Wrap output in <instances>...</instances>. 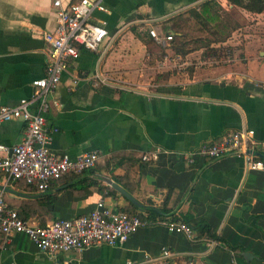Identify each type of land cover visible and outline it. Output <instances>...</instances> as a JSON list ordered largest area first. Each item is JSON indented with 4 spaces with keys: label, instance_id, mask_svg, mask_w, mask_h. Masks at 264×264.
Instances as JSON below:
<instances>
[{
    "label": "crops",
    "instance_id": "1",
    "mask_svg": "<svg viewBox=\"0 0 264 264\" xmlns=\"http://www.w3.org/2000/svg\"><path fill=\"white\" fill-rule=\"evenodd\" d=\"M101 1L105 10H93L91 17L105 24L102 50L81 48L68 59L52 94L59 105L51 104L46 113L47 123L56 128L51 151L76 157L96 150V164L64 175L44 190L1 176L0 184L39 194L4 191L9 207L38 224L85 214L100 199L149 222L120 246L98 245L55 256L40 252L22 233L0 234V264H264V171L246 170L237 154L197 157L194 163L184 159L203 142L249 129L251 151L264 163V11L245 12L255 26L244 33L240 53L226 63L194 69L191 75L168 74L165 51L160 62L168 76L147 87L140 78L152 60L157 62L159 51L148 29L176 34L172 17L200 11L209 0ZM212 1L227 11L237 8L229 0ZM219 8L211 7L210 13L218 16ZM54 18L50 0H0V105L29 97L32 80L44 76L42 33L55 26ZM24 128L19 119L0 122V144L20 142ZM43 195L52 203L47 197L42 203ZM169 217L187 222L192 238L158 222Z\"/></svg>",
    "mask_w": 264,
    "mask_h": 264
},
{
    "label": "built area",
    "instance_id": "2",
    "mask_svg": "<svg viewBox=\"0 0 264 264\" xmlns=\"http://www.w3.org/2000/svg\"><path fill=\"white\" fill-rule=\"evenodd\" d=\"M50 3L54 8L55 26L42 33L46 59L44 76L32 80L33 90L29 97L19 99L14 105H0V122L19 119L25 124L20 142L11 147L0 144V151L6 153L0 155V176L6 182L22 181L37 190L46 189L64 175H77L92 168L99 158L96 150L76 157L52 152L49 144L56 128L47 123L46 113L51 104L59 105L52 99V94L68 66V59L77 57L81 48L93 52L102 50L107 30L104 22L92 20L91 14L93 10L104 11L105 6L101 0H50ZM148 33L162 46L172 39L171 33L160 34L154 27L149 28ZM253 145V130H234L221 138L201 143L186 152L184 159L194 163L197 157L215 159L237 154L243 156L246 170L264 171L263 161L251 151ZM142 159L147 160L148 156L143 154ZM148 222L138 213L113 209L100 199L85 214L57 218L41 226L9 207L4 191L0 189V234L22 233L40 252L51 256L98 245L120 246ZM158 222L171 232L183 233L188 238L193 236V228L185 221L169 217ZM162 255H168V251L163 250Z\"/></svg>",
    "mask_w": 264,
    "mask_h": 264
},
{
    "label": "rangeland",
    "instance_id": "3",
    "mask_svg": "<svg viewBox=\"0 0 264 264\" xmlns=\"http://www.w3.org/2000/svg\"><path fill=\"white\" fill-rule=\"evenodd\" d=\"M213 7L219 8V5L216 3ZM219 9V18L213 21H205L188 11L172 17L176 23L174 28L176 34L172 35L173 40L171 39L167 45L162 46L155 42L159 47L156 54L157 62L151 61L149 65L151 68L142 75L140 83L147 87H156L157 83L166 79L167 73L186 72L187 75H191L194 69L226 63L228 59L240 53L243 49L244 33L249 28L253 29L255 21L250 16H244L246 11L238 6L230 11ZM242 11L245 22L240 15ZM180 33L184 38H180ZM218 42L220 45H217ZM173 46H176L180 53H176ZM181 51L187 52L183 54ZM164 52L167 56L168 69L167 73L163 74L162 72H166L161 66L165 59ZM116 80L118 79H111L114 82Z\"/></svg>",
    "mask_w": 264,
    "mask_h": 264
},
{
    "label": "trees",
    "instance_id": "4",
    "mask_svg": "<svg viewBox=\"0 0 264 264\" xmlns=\"http://www.w3.org/2000/svg\"><path fill=\"white\" fill-rule=\"evenodd\" d=\"M232 4L244 9L245 11H248L250 13H260L264 11V0H229ZM215 1L209 0L204 2L201 6H200V11L194 10V9H190L189 12L192 13L194 16L199 17L201 19H204L205 21H213L217 18H219V15H212L210 13V8L215 6ZM236 26V25H235ZM236 28V27H235ZM179 35H181L180 38H184L182 36V34L180 33ZM173 38V36H172ZM173 40V39H172ZM170 40V41H172ZM185 42V39H183V43ZM174 50L176 51V53H180L178 52V49H176V46H173ZM180 51V50H179ZM183 54H185L187 51H181ZM34 187V186H33ZM37 189V188H34ZM114 191V190H113ZM45 196V197H44ZM47 197V202L48 203H52L53 200L49 199V196L43 195V197L40 199V201L43 203L44 199ZM4 198L5 201L7 202V195L4 192ZM8 204V203H7ZM126 211V210H125ZM130 214H133L135 212H130V211H126ZM19 213V212H18ZM20 214V213H19ZM39 225H44L39 223Z\"/></svg>",
    "mask_w": 264,
    "mask_h": 264
},
{
    "label": "water",
    "instance_id": "5",
    "mask_svg": "<svg viewBox=\"0 0 264 264\" xmlns=\"http://www.w3.org/2000/svg\"><path fill=\"white\" fill-rule=\"evenodd\" d=\"M105 181L111 186L113 187L115 190H117L118 192H120L121 194H123L129 201H131L132 203L136 204L137 206H141V204L139 202H137L135 200V198H133L131 196V194L129 192H127L122 186H120L117 182L111 180L110 178H105ZM0 189H2L3 191L5 192H8L10 194H15V195H18V196H36V195H39V194H25V193H22V192H17V191H14L12 190L11 188H8L6 186H4L3 184H0Z\"/></svg>",
    "mask_w": 264,
    "mask_h": 264
}]
</instances>
